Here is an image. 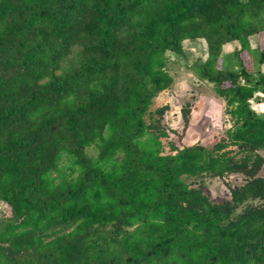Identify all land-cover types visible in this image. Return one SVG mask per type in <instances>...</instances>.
Listing matches in <instances>:
<instances>
[{
  "label": "trees",
  "instance_id": "16d2710c",
  "mask_svg": "<svg viewBox=\"0 0 264 264\" xmlns=\"http://www.w3.org/2000/svg\"><path fill=\"white\" fill-rule=\"evenodd\" d=\"M253 36L264 0H0V264H264ZM198 40L207 58L188 65ZM178 60L224 102L231 127L210 149L166 142L169 107L150 111ZM204 176L230 200L194 188Z\"/></svg>",
  "mask_w": 264,
  "mask_h": 264
},
{
  "label": "rangeland",
  "instance_id": "374dc122",
  "mask_svg": "<svg viewBox=\"0 0 264 264\" xmlns=\"http://www.w3.org/2000/svg\"><path fill=\"white\" fill-rule=\"evenodd\" d=\"M250 44L253 50H264V38L260 40L257 36H253L250 38ZM183 48L188 65L196 60L207 58V47L203 40L185 41ZM236 48L238 47L225 48L222 55H227ZM241 56L247 70L255 72L258 69L247 52ZM221 64L222 59L220 58L218 66L221 67ZM168 73L173 78L171 88L159 94L150 108V111L153 112L165 105L169 107L161 122L168 134V139L165 141H170L179 148L200 144L210 149L221 138L226 137L227 131L231 127L230 119L224 113V102L214 95L210 85L199 81L195 74L187 69L182 60L171 61L168 64ZM186 104H190L191 108L188 126L184 130L181 109ZM250 105L257 114H264L263 96L252 100ZM259 154L264 158V151H260ZM258 175L264 178V166ZM226 181L230 187L241 186L243 176L232 175ZM187 182L190 183L193 180ZM193 187L199 188L215 204L230 200L228 187L224 181L218 178L204 176L201 179H196L193 182ZM6 210L4 205L0 204V218L7 215Z\"/></svg>",
  "mask_w": 264,
  "mask_h": 264
},
{
  "label": "crops",
  "instance_id": "0c3cea01",
  "mask_svg": "<svg viewBox=\"0 0 264 264\" xmlns=\"http://www.w3.org/2000/svg\"><path fill=\"white\" fill-rule=\"evenodd\" d=\"M226 48L230 49V46H226ZM263 66H264V64L261 66V71H262V72H264V70H263Z\"/></svg>",
  "mask_w": 264,
  "mask_h": 264
}]
</instances>
